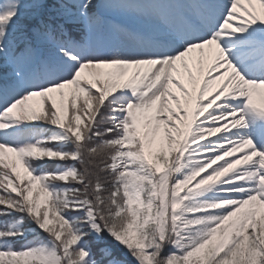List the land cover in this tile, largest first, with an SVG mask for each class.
<instances>
[{"label":"snow or ice","instance_id":"obj_1","mask_svg":"<svg viewBox=\"0 0 264 264\" xmlns=\"http://www.w3.org/2000/svg\"><path fill=\"white\" fill-rule=\"evenodd\" d=\"M0 264H264V0H0Z\"/></svg>","mask_w":264,"mask_h":264},{"label":"rangeland","instance_id":"obj_2","mask_svg":"<svg viewBox=\"0 0 264 264\" xmlns=\"http://www.w3.org/2000/svg\"><path fill=\"white\" fill-rule=\"evenodd\" d=\"M194 74H195V70H194Z\"/></svg>","mask_w":264,"mask_h":264}]
</instances>
